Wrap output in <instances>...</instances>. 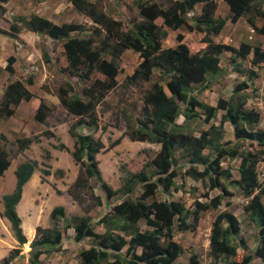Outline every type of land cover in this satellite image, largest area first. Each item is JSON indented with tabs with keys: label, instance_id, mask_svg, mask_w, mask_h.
I'll use <instances>...</instances> for the list:
<instances>
[{
	"label": "trees",
	"instance_id": "obj_1",
	"mask_svg": "<svg viewBox=\"0 0 264 264\" xmlns=\"http://www.w3.org/2000/svg\"><path fill=\"white\" fill-rule=\"evenodd\" d=\"M68 1L95 24L89 34L71 35L72 32L81 34L85 31L82 23L56 24L33 13L28 18L13 16L8 29L0 26V34L16 38L23 27L36 34L45 35L51 41H62V55L66 65L61 70L84 81L91 80L94 72L103 76H97L82 87L86 100L76 94L68 81L56 90L61 106L69 114L79 118L69 127L70 135L75 138L71 154L79 169L74 182L67 189L68 194L78 203L82 202L86 193L92 191L90 178L95 177L107 198L116 194L124 196L98 220L104 227L102 233L94 231L89 216H73L67 223L62 206H55L50 211L49 217L54 222L64 220L62 231L73 229L75 241L80 242L86 237L94 239V244L79 251V264H200L196 254L191 255L186 263L176 262L182 248L174 239V229L194 231L205 211L216 209L224 196L232 195L228 191V185L238 188L248 199L244 209L258 225L257 245L252 253L247 252L244 239L238 236L241 227L236 215L232 212H220L212 222L209 238L210 264H218L221 260L227 264H251L254 257L264 264V185L258 181L256 171L257 164L264 161V128L249 127L259 122V115L245 107L247 88L251 87L258 73L251 67L240 69L249 55H252L249 60L251 66H264V49L248 43L233 47L214 42L210 38L211 35H218L225 24L224 18L215 17L217 0H168L166 6L135 0L138 17L133 18L128 27H124L121 21L106 13L102 0ZM224 1L229 9L228 19L231 23H236L245 13H253L262 19V23L255 27L253 18H249V24L256 28L257 33L264 35V0H260V3L256 0ZM7 2L8 0H0V21L5 20ZM199 3L200 13L189 24V13ZM182 26L189 32L205 33L201 43L190 45L183 41L182 33H177V44L163 48L166 27L176 30ZM129 49L137 52L140 57L137 67L126 77L129 82L150 81L155 68L159 70V78L145 91L141 115L136 119L134 129L128 137L132 141H147L159 144L160 147L149 162L139 171L127 174L121 187L113 190L102 180L96 159V155L104 147L103 143L90 134L75 129L81 124L90 126L96 123V107L117 86L116 78L123 72L119 58ZM225 51L233 54V70L246 74L250 82L238 83L228 98H218L213 106L201 101L196 94L210 86L209 77L225 73V69L220 66V56ZM48 60L49 58L45 59L47 62ZM6 61L4 69L12 75L15 57L9 56ZM32 82V76L25 81L15 79L8 82L0 99L1 116H13L15 107L21 101L31 99L32 93L26 85ZM193 86H198V89L194 91ZM196 109L202 111L206 121L214 118L218 110H222L219 125L211 126L208 131L198 136L185 132L177 124V117L180 114L190 116ZM51 111L52 108L44 100H40L33 118L36 122L44 123ZM224 122L232 126V139L221 142L220 128ZM43 133L51 134L49 131ZM37 140L38 136L23 137L16 139V142L19 149L23 150ZM245 143L248 144V149L240 151ZM56 147L62 150L64 145ZM206 149L209 150L208 154L203 153ZM227 156L241 159L238 179H231L230 170L221 166V159ZM10 159L6 149L0 147V176L10 166ZM183 159L188 164L183 175L202 181L207 188L203 196L209 198L208 201L194 200L191 209L185 208L182 202L170 199L167 194L172 187L177 188L173 186V180L180 175V161ZM36 166V160L18 164L14 171V189L2 196V216L9 222L13 236L20 246L26 245L27 239L16 207L21 200L24 185L34 176ZM43 173L45 176L50 174L46 169ZM138 189L139 194L133 198L132 195ZM214 189L220 192L210 197V191ZM159 193L163 198H158ZM90 194L96 204L103 203L101 196L93 195L92 192ZM140 222L150 229L141 230ZM62 231L57 226L52 229L37 226L31 243V247L37 250L28 258L29 263L40 264L39 256L46 252L45 248L57 251L62 241ZM239 248L242 252H238ZM19 254L20 249L13 248L1 259L0 264H11Z\"/></svg>",
	"mask_w": 264,
	"mask_h": 264
},
{
	"label": "rangeland",
	"instance_id": "obj_2",
	"mask_svg": "<svg viewBox=\"0 0 264 264\" xmlns=\"http://www.w3.org/2000/svg\"><path fill=\"white\" fill-rule=\"evenodd\" d=\"M134 1L102 0L106 13L111 17H116L117 20L122 22L124 27L130 26L132 19L138 17V9ZM142 1L156 2L165 6L168 3V0ZM256 1L260 3V0ZM217 2L221 4H219L216 16L224 18L225 25L218 35L210 36L214 42H221L233 47L245 42L250 43L252 46L260 45V41L264 45V36L257 33L255 28L261 25L262 19L256 17L253 13H245L241 17V21L239 20L240 24H233L228 19L229 9L227 5L222 0H217ZM200 7L201 4H197L189 13L187 20L189 24H192L193 21L191 19L199 14ZM6 8L5 20L0 21V26L3 29H8L13 16L28 18L32 13H39V15L50 19L56 24L78 22L85 25L83 33L72 32L71 35H87L95 26L92 21L80 14L68 0H44L40 2L36 0H9L6 3ZM22 9H25V11ZM249 18H253L255 27L249 24ZM166 31L167 35L162 40L163 48L174 47L177 44V33H182L184 35L183 41L190 45L200 44L205 36V33L189 32L185 26L176 30L166 27ZM19 34H22L29 43L18 37V42L11 47L12 51L8 55H15V59L18 60L12 65L17 71L12 75H9L5 70L0 72V99L8 82L15 79L25 81L29 76L33 77V82L32 84H27V87L32 93L33 99L18 104L14 109V115L9 118L0 115V147L6 149L11 158L10 166L0 176V261L13 248H19L20 254L11 264H30L28 254L30 250H33L31 243L35 238V228L37 226L47 229L57 226L62 231L64 230V224L62 223L64 220L69 223L73 216H89L90 225L94 231L102 233L104 227L98 223V220L110 210L112 205L120 202L124 196L116 194L111 198H107L100 186V182L95 177L90 178L89 184L92 187V191L86 193L82 202L78 203L73 200L67 192L69 186L74 182L79 169L71 154L74 150L75 138L70 135L69 127L76 123L79 118L69 114L61 106L56 90L60 85H64L68 81L74 87L76 94L81 99L86 100L82 94V87L88 85L97 76L100 78L103 76L98 72H94L91 75V80L84 81L77 76L71 75L61 70V67L66 65L62 55V41H51L41 34H28L27 29L23 27ZM231 53V51H225L220 56V66L225 69V73L216 77H209L210 86L196 94L201 101L215 106L218 98H228L238 83L249 81L246 74H239L232 70ZM5 57L6 54L4 55ZM106 57L109 59L108 55ZM46 58H49L48 62L45 61ZM249 60L248 56L240 69L251 67L258 73V76L253 79L251 87L247 88L248 91L246 90L248 98L245 107L256 111L259 115V122L249 127L252 129H263L264 66H251ZM139 62L140 57L137 52L129 49L121 54L119 65L123 72L116 78L117 86L107 93L104 101L96 107V123L90 126L81 124L75 129L79 130V132L84 131L103 143L104 147L96 155V159L102 180L110 185L113 190L121 187L127 174L139 171L144 164L149 162L160 147L156 143L132 141L128 137L130 131L134 129L136 119L141 115L145 91L153 81L159 78V70L155 68L150 81L129 82L126 77L132 74ZM6 74L9 75L7 80L3 77ZM239 77L245 79L241 80ZM193 88L196 91L198 86H193ZM40 100H44L52 108L44 123L36 122L33 118L37 102ZM201 112L200 109H196L190 116L180 114L177 117V124L183 127L185 132H191L196 136L208 131L211 126L219 125L223 113L222 110H218L216 116L209 121L204 119V114ZM44 131H49L51 134L45 135ZM220 131L221 142L232 139V126L229 123L224 122ZM35 136H38L37 141H33L28 148L19 149L16 139L23 137L34 138ZM60 144L64 145L62 150L56 147ZM240 149V151L248 149V144H242ZM208 152V149L203 151L204 154H208ZM176 157H179V155L176 154ZM29 160H36L37 166L34 176L24 186L21 201L17 205V214L21 221L23 220V230L27 239V244L20 246L13 236L10 224L2 216L4 210L2 196L11 193L14 189V170L16 166ZM240 161V158L232 159L228 156L221 159V166L230 170L231 179L239 178L238 167ZM180 164V175L173 180V186L177 188H171L170 192L167 193L169 198L182 202L187 209L192 208L196 199L208 201L209 198L203 196V193L207 190L204 183L200 180L191 179L189 176H184L183 172L188 167V164L185 163L184 159L180 161ZM44 169L49 170L50 174L45 176L43 173ZM256 171L258 181L261 185H264V161H260L257 164ZM227 188L232 195L224 196L221 204L216 209L210 208L205 211L201 215L198 227L194 231L174 229V239L182 248V253L176 262L186 263L191 255L196 254L200 264H210L209 238L212 222L220 212H232L236 215L241 227L238 236L244 239L247 247L246 251L253 252L257 245L258 225L244 209L248 199L233 185H228ZM91 192L93 195L102 197L103 203L101 205L96 204V201L90 196ZM139 192L140 189L132 197L134 198ZM219 192L218 189L210 191V197L217 195ZM158 198H163V195L159 193ZM55 206L63 207L64 220L59 219L54 222L50 219L49 213ZM139 227L141 230L150 229L143 222L139 223ZM26 230H34V236L29 237ZM62 232V241L57 251L45 248L46 252L39 256L40 264H79L77 257L79 251L83 248H89L95 243L91 237H86L80 242L75 241L72 228H67ZM238 252H242L240 248ZM218 264L227 263L221 260ZM251 264H262V262L259 258L254 257Z\"/></svg>",
	"mask_w": 264,
	"mask_h": 264
},
{
	"label": "crops",
	"instance_id": "obj_3",
	"mask_svg": "<svg viewBox=\"0 0 264 264\" xmlns=\"http://www.w3.org/2000/svg\"><path fill=\"white\" fill-rule=\"evenodd\" d=\"M9 1V0H8ZM44 1V0H43ZM224 3H225V1L224 0H222ZM200 4V3H199ZM219 4H221V3H219V2H217V9H216V12L218 11V8H219ZM6 6V5H5ZM20 6H21V4H20ZM195 6H197V4L195 5ZM222 6V5H221ZM228 7V6H227ZM200 9H201V7H200ZM199 9V10H200ZM23 10V9H22ZM23 11H25V9L23 10ZM216 12H215V17H217L216 16ZM199 13H200V11H199ZM33 14H37V13H33ZM5 15H6V13H5ZM4 15V16H5ZM15 15V14H14ZM37 15H39V13L37 14ZM39 16H41V15H39ZM43 17V16H42ZM112 18H114V19H116L117 20V18L116 17H113L112 16ZM48 19V18H47ZM50 20V19H49ZM90 20V19H89ZM239 20L241 21V17L239 18ZM237 21L235 24H240V21ZM91 21V20H90ZM234 24V23H233ZM225 25V24H224ZM224 27V26H223ZM27 32H28V34L30 33V34H36V33H34V32H31V31H29V30H27ZM193 32V31H192ZM221 32V31H220ZM261 35V34H260ZM262 36H264V35H262ZM21 38V39H23L25 42H27V43H29L26 39H24V37L22 36V34H17V37L16 38H13V37H10V36H7V35H3V34H0V72H4V68H5V66H6V63H7V61L5 60L8 56H14L15 57V55H8V53L10 52V51H12V49H11V47H13V44H15V43H17L18 42V39L17 38ZM245 43H247V42H245ZM250 44V43H249ZM240 45V44H239ZM251 45V44H250ZM262 49H264V45H263V43L260 41V45H259ZM235 47V46H234ZM236 47H238V46H236ZM6 54V57L4 58V55ZM233 54L231 53V56H232ZM252 57V55H249V58H251ZM16 58V57H15ZM239 60V59H238ZM16 61H18L17 59H15V62ZM13 69H14V73H15V71H17V69L16 68H14L13 67ZM232 70H233V67H232ZM234 71V70H233ZM9 74V73H8ZM8 74H6L5 76L3 75V77L5 78V80H7L8 78H9V75ZM237 78V77H236ZM240 78V77H239ZM241 79V78H240ZM245 78H243V79H241V80H244ZM6 87V86H5ZM26 87H27V85H26ZM28 88V87H27ZM3 90V89H2ZM29 90V89H28ZM3 93V92H2ZM31 99H33V96L31 97ZM25 100H23V101H21L20 103H23ZM19 103V104H20ZM38 104H39V101L37 102V105L36 106H38ZM6 220V219H5ZM7 221V220H6ZM22 222H23V220H22ZM9 223V222H8ZM34 236V230H32V236L31 237H33ZM28 237V236H27ZM17 242V241H16ZM18 244V243H17ZM5 257V256H4Z\"/></svg>",
	"mask_w": 264,
	"mask_h": 264
},
{
	"label": "bare ground",
	"instance_id": "obj_4",
	"mask_svg": "<svg viewBox=\"0 0 264 264\" xmlns=\"http://www.w3.org/2000/svg\"><path fill=\"white\" fill-rule=\"evenodd\" d=\"M23 226H24V225L22 224V227H23ZM23 229H24V227H23ZM26 231H27L28 236L31 237V236H32V231H31V230H30V231H29V230H26Z\"/></svg>",
	"mask_w": 264,
	"mask_h": 264
},
{
	"label": "water",
	"instance_id": "obj_5",
	"mask_svg": "<svg viewBox=\"0 0 264 264\" xmlns=\"http://www.w3.org/2000/svg\"><path fill=\"white\" fill-rule=\"evenodd\" d=\"M33 250L35 251V250H37V248H34ZM33 250H30V251H29V254H28V255H29V257H32Z\"/></svg>",
	"mask_w": 264,
	"mask_h": 264
},
{
	"label": "clouds",
	"instance_id": "obj_6",
	"mask_svg": "<svg viewBox=\"0 0 264 264\" xmlns=\"http://www.w3.org/2000/svg\"><path fill=\"white\" fill-rule=\"evenodd\" d=\"M247 79H248V77H247ZM247 82H250V81H247ZM15 171V170H14ZM34 174V173H33ZM32 174V175H33ZM15 186V185H14ZM25 186V185H24ZM24 188V187H23ZM23 192V191H22ZM8 194V193H7ZM22 198V197H21ZM21 201V200H20ZM19 204V203H18ZM16 210H17V207H16ZM22 228V227H21ZM24 233V232H23ZM26 236V235H25Z\"/></svg>",
	"mask_w": 264,
	"mask_h": 264
}]
</instances>
